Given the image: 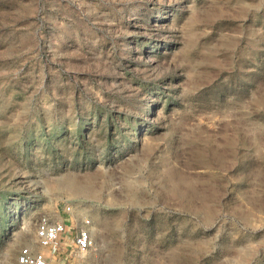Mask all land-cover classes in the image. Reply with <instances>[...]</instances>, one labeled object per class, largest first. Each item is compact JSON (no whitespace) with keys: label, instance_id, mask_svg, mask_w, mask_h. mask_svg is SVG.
Returning <instances> with one entry per match:
<instances>
[{"label":"rangeland","instance_id":"rangeland-1","mask_svg":"<svg viewBox=\"0 0 264 264\" xmlns=\"http://www.w3.org/2000/svg\"><path fill=\"white\" fill-rule=\"evenodd\" d=\"M44 217L91 221L53 264H264V0H0V264Z\"/></svg>","mask_w":264,"mask_h":264},{"label":"built area","instance_id":"built-area-1","mask_svg":"<svg viewBox=\"0 0 264 264\" xmlns=\"http://www.w3.org/2000/svg\"><path fill=\"white\" fill-rule=\"evenodd\" d=\"M71 207H64L63 213L70 214ZM73 228L71 244L78 255L88 253L93 247L91 234V221L83 218L80 221H72L59 217L58 220L51 221L48 217L42 218L36 225V240L40 247L46 251L31 252L29 248H23L16 257V264H53L51 257L59 253V240L66 234L69 228Z\"/></svg>","mask_w":264,"mask_h":264},{"label":"bare ground","instance_id":"bare-ground-1","mask_svg":"<svg viewBox=\"0 0 264 264\" xmlns=\"http://www.w3.org/2000/svg\"><path fill=\"white\" fill-rule=\"evenodd\" d=\"M239 13H241V12L239 11ZM166 175L168 176V178H170L169 180H172V178H173V181L175 180L173 172L167 171ZM170 192H171V194H173L175 196L185 198V196H187L188 194L189 195L194 194L195 189L189 183H187L183 179H180L179 182L172 185ZM91 233H92V231H91ZM95 233L97 234L96 231H95Z\"/></svg>","mask_w":264,"mask_h":264}]
</instances>
